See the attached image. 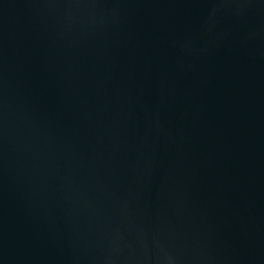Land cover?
I'll return each mask as SVG.
<instances>
[{"label":"water","instance_id":"95a60500","mask_svg":"<svg viewBox=\"0 0 264 264\" xmlns=\"http://www.w3.org/2000/svg\"><path fill=\"white\" fill-rule=\"evenodd\" d=\"M0 264H264V0H0Z\"/></svg>","mask_w":264,"mask_h":264}]
</instances>
